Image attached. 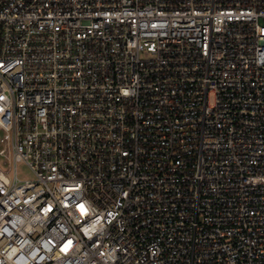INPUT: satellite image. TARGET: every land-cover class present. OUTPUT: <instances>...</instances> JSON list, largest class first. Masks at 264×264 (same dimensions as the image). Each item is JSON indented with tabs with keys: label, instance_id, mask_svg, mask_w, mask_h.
I'll use <instances>...</instances> for the list:
<instances>
[{
	"label": "built area",
	"instance_id": "2783aa9c",
	"mask_svg": "<svg viewBox=\"0 0 264 264\" xmlns=\"http://www.w3.org/2000/svg\"><path fill=\"white\" fill-rule=\"evenodd\" d=\"M0 131V264H264V0H0Z\"/></svg>",
	"mask_w": 264,
	"mask_h": 264
},
{
	"label": "rangeland",
	"instance_id": "374dc122",
	"mask_svg": "<svg viewBox=\"0 0 264 264\" xmlns=\"http://www.w3.org/2000/svg\"><path fill=\"white\" fill-rule=\"evenodd\" d=\"M3 134L2 131H0V136ZM0 159H2V156L0 155ZM16 174L17 177L20 179L29 178L32 176V172L30 171L29 167L22 162H19L16 165Z\"/></svg>",
	"mask_w": 264,
	"mask_h": 264
}]
</instances>
